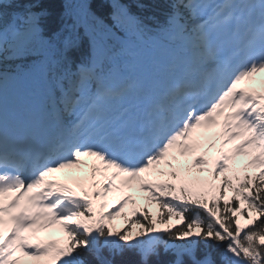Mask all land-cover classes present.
<instances>
[{
  "label": "snow or ice",
  "instance_id": "1",
  "mask_svg": "<svg viewBox=\"0 0 264 264\" xmlns=\"http://www.w3.org/2000/svg\"><path fill=\"white\" fill-rule=\"evenodd\" d=\"M107 2L111 23L63 0L53 25L44 0H0V264H264V95L239 87L264 73V0H164L150 16ZM240 156L259 171L234 187L222 174ZM84 157L90 185L51 178ZM127 204L135 235L105 223Z\"/></svg>",
  "mask_w": 264,
  "mask_h": 264
},
{
  "label": "trees",
  "instance_id": "2",
  "mask_svg": "<svg viewBox=\"0 0 264 264\" xmlns=\"http://www.w3.org/2000/svg\"><path fill=\"white\" fill-rule=\"evenodd\" d=\"M45 2V6L48 7L49 11L52 13V16L50 17L51 22L53 23V25H55V23L58 20V16L59 13L62 11V6H63V0H44ZM90 7L92 9L93 12H95V14L97 16H100L101 18H105V22L106 23H111L110 20L107 19L108 15L111 12V8L107 2V0H88ZM123 3H127V4H132L133 5V9L137 12L140 13V10L137 9L134 5V0H122ZM140 3H143L145 5H147L148 7L146 9L148 10H153V12H155L156 15H160V13H162L165 9L163 7L164 5V0H139ZM82 31V30H81ZM87 47V44L85 43L84 48ZM231 188H227L226 191H229L231 194L230 196H227L228 198H232L233 196L236 197V200L233 201V203L238 206V207H242L245 211V215L247 213V203H244L243 205L239 204V200L242 199V197H240L236 192H234L233 190H230ZM241 191H244L243 189ZM210 199V196H209ZM221 204H223V201H221ZM142 207H147L146 205L142 206ZM148 209V207H147ZM160 212V209H156V211L154 212V216L150 215V219L152 220H157L158 214ZM170 222V221H169ZM105 223L107 224V222L105 221ZM168 222L166 223H159L157 222L156 224L158 225H166ZM176 226H182V222L180 221L179 225ZM127 259H135L134 257L128 256L126 257ZM172 257L170 255H165L163 254V250L161 249V259L162 260H168L171 259ZM119 259V257L117 258Z\"/></svg>",
  "mask_w": 264,
  "mask_h": 264
},
{
  "label": "rangeland",
  "instance_id": "3",
  "mask_svg": "<svg viewBox=\"0 0 264 264\" xmlns=\"http://www.w3.org/2000/svg\"><path fill=\"white\" fill-rule=\"evenodd\" d=\"M62 176H64V175H61V177ZM65 180V177H63L62 179H60L59 181L60 182H63ZM109 203L111 204V200L109 199ZM134 206L132 205V207L131 208H133ZM107 210V209H106ZM149 213L151 214V216H154V212L156 211V207H152V208H150L149 210ZM239 219H240V223L243 225V224H246V223H248V220H247V218L246 217H244V216H242V215H240V217H239ZM111 224V227H112V229H113V231L114 232H117V231H122V230H124V229H126L125 228V225L122 223V222H120L119 221V219L117 218V217H115L114 219H113V221L112 222H110ZM178 223V221L177 222H175V221H170L169 223H167L166 225H158V224H156V227L159 229V228H164V227H168V226H170V225H176ZM133 235H135L138 231H140V225H137V226H133L132 228H131V230H129ZM63 233H62V230L59 228V226L58 227H54V228H52V229H50V230H48V231H46L45 232V235L46 236H53V237H56V236H58V235H62ZM22 264H37V262L36 261H33V260H31V259H29V258H25L24 260H22Z\"/></svg>",
  "mask_w": 264,
  "mask_h": 264
},
{
  "label": "bare ground",
  "instance_id": "4",
  "mask_svg": "<svg viewBox=\"0 0 264 264\" xmlns=\"http://www.w3.org/2000/svg\"><path fill=\"white\" fill-rule=\"evenodd\" d=\"M89 176H90V175H89ZM77 179H78V177H77ZM86 181L88 182V181H89V179H87ZM90 182H91V179H90Z\"/></svg>",
  "mask_w": 264,
  "mask_h": 264
}]
</instances>
